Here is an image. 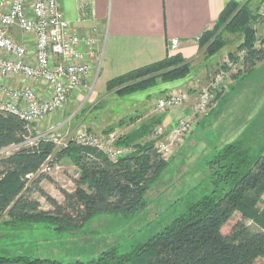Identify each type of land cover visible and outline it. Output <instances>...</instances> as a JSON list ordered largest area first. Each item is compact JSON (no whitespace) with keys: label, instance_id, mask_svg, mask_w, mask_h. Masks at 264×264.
<instances>
[{"label":"trees","instance_id":"trees-1","mask_svg":"<svg viewBox=\"0 0 264 264\" xmlns=\"http://www.w3.org/2000/svg\"><path fill=\"white\" fill-rule=\"evenodd\" d=\"M262 2H227L211 27L196 38L199 53L206 59L228 45L227 34H239L236 50L229 56L244 50L242 69L230 77L252 73L264 59V40L254 27ZM258 39L261 43L257 46ZM191 63L192 59L179 52L166 55L114 76L106 89L123 95L145 90L157 81L182 79L189 75ZM222 91L216 93L218 103L223 101ZM259 123L263 127L254 136L257 144L252 139H238L215 152L205 161L210 191L131 251L118 253L112 248L86 261L0 256V264H258V259H264V203L259 205L264 195L263 117ZM149 129L141 126L118 137L119 146L137 141L135 150L110 160L100 151L74 142L62 148L45 138L25 142L31 135L30 126L16 114L0 110V149L13 146L0 156V220L11 227L48 223L69 230L81 228L98 213H138L147 205L151 184L166 166L154 147V138L146 137ZM65 156L79 172L75 187L61 190L63 199L58 201L41 182L52 179L48 170ZM34 192L42 194L51 207L43 209L32 197ZM235 213L239 219L224 233L223 225Z\"/></svg>","mask_w":264,"mask_h":264},{"label":"rangeland","instance_id":"rangeland-1","mask_svg":"<svg viewBox=\"0 0 264 264\" xmlns=\"http://www.w3.org/2000/svg\"><path fill=\"white\" fill-rule=\"evenodd\" d=\"M263 4L264 0L259 9ZM262 23L264 19L259 18L258 15L254 27L256 26V33L259 37L264 36ZM238 36L237 33L226 35L229 43L223 48V51H226L224 58L230 57L229 53L236 50ZM233 56L232 59H236V54ZM206 59L200 52L199 57L192 61L191 67L197 65L202 67ZM235 64L236 67L232 73L230 72L231 74L242 69V62ZM101 65L102 63L97 72L101 70ZM222 65H224V59L217 65L216 62L208 64L205 68L206 73L203 75L207 74L206 79H208ZM97 75L98 73L95 76ZM243 75H239L237 81L229 79L221 99L223 101L217 103L218 108L215 106L217 109L210 111L213 109L210 108L205 113H195L192 110L182 115L195 119L196 127L194 130L193 126L191 132L193 135L166 159V166L147 191V205L138 213L131 216L116 212L98 213L81 228L69 230L57 229L48 223H24L11 227L0 220V256L27 255L62 261L78 259L86 261L97 257L101 251L112 248L117 249L118 253L129 252L159 231L175 216L185 211L193 201L210 191L209 171L205 163L207 159L238 139L249 141L252 139L253 142L255 141L254 144H257L258 139L256 141L254 136L257 130L263 127V125L259 127L262 123H259V120L264 118V59L257 64L252 73ZM196 79L201 80L202 78L194 77L187 89H192V82ZM206 79H202L201 82ZM169 82L171 81H157L155 85H167L154 95L155 98L147 105V109L137 102V97L128 96L135 92L118 95L115 89L111 91L106 89L103 93L95 88L100 93L94 96L92 93L94 82L84 90H78L81 84L71 94L64 108L30 125L31 135L28 139L32 140L38 135H57L60 138L59 147L62 148L72 142V137L79 127L96 133L114 131L120 137L127 136L146 125L150 127L146 137H153L154 127L158 124L163 125L162 120L166 113L157 112L156 100L166 94L179 92L178 89H181L177 87L178 85H168ZM187 89L183 91L188 92ZM179 108L181 107L169 110L170 115L177 117L176 122L182 117L176 110ZM136 142L130 145L133 151ZM10 149L11 147L0 149V156ZM78 172L72 160L65 156L48 170L52 179H43L41 186L52 197L62 201L61 190L70 191L75 187L74 179L78 176ZM32 197L39 200L43 209L51 207L42 194L34 192ZM263 203L264 195L259 205ZM239 217L238 213L232 215L223 225L222 231L227 233ZM258 264H264V259H258Z\"/></svg>","mask_w":264,"mask_h":264},{"label":"built area","instance_id":"built-area-1","mask_svg":"<svg viewBox=\"0 0 264 264\" xmlns=\"http://www.w3.org/2000/svg\"><path fill=\"white\" fill-rule=\"evenodd\" d=\"M258 14L264 19V4ZM15 31L30 40H16ZM261 38L264 40V36ZM104 39L105 34L95 27L83 33L75 31L63 16L59 0H0V110L16 114L30 126L64 108L93 67L100 68ZM172 43L177 46L178 41L174 39ZM260 43L258 39L256 45ZM243 54L241 50L236 59L223 58L224 65L208 79L192 82L195 113H205L217 105L216 93L227 88L230 72ZM14 78L18 81L12 82ZM40 84L43 89L36 86ZM188 98L185 91L166 94L156 100L155 107L157 112L165 113ZM194 124L193 117L182 116L168 131L160 124L154 127V147L163 159L185 141ZM38 138L49 139L59 147L60 138L51 134L27 138L25 142ZM117 139L114 131L96 133L79 127L71 141L116 160L133 151L131 146L117 145Z\"/></svg>","mask_w":264,"mask_h":264},{"label":"crops","instance_id":"crops-1","mask_svg":"<svg viewBox=\"0 0 264 264\" xmlns=\"http://www.w3.org/2000/svg\"><path fill=\"white\" fill-rule=\"evenodd\" d=\"M229 1L242 2L243 0H59L63 16L75 31L83 33L95 27L103 35L105 34L101 70L97 72L93 67V72L86 77L78 90H84L94 82L93 95L105 93V84L114 76L177 52L184 58L194 61L199 57L196 38L205 29L211 27ZM262 24L263 28L264 23ZM13 35L16 40H22V38L25 41L30 40V37H22L16 31ZM174 39L178 41L177 46H173ZM223 50L204 60L202 67L198 65L193 67L187 78L171 81L168 85H178L177 87L181 88L178 90L183 91L188 88L194 77L200 76L206 79L207 74L203 75L206 73L205 68L210 63L220 64L226 54ZM96 73H98L97 76H95ZM238 78L239 75L235 78L230 77L232 81H237ZM17 81L18 78H14L12 82ZM166 85L157 84L148 90L128 96L137 97V102L147 109V105L155 98L154 95ZM36 86L43 89L42 84ZM229 89L230 87L227 91ZM187 91L188 100L180 106L181 108L176 109L181 116L193 110L195 94L193 89H187ZM221 105L223 104L219 106ZM169 113V111L166 112L162 120V126L166 131L175 125L177 119ZM192 135L190 133L185 141Z\"/></svg>","mask_w":264,"mask_h":264}]
</instances>
